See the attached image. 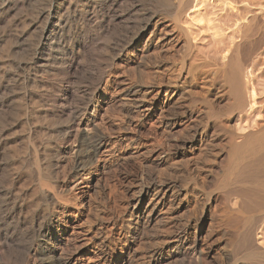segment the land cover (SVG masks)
I'll return each instance as SVG.
<instances>
[{"label":"bare ground","instance_id":"obj_1","mask_svg":"<svg viewBox=\"0 0 264 264\" xmlns=\"http://www.w3.org/2000/svg\"><path fill=\"white\" fill-rule=\"evenodd\" d=\"M123 2L124 0H0V18L9 17L14 8L20 5L25 11L19 14L16 24L25 25L29 21L31 27L39 29L38 39L28 46L30 58L19 68L23 75L12 73L9 79V71L0 69V98L11 91L15 97L19 94L25 104L29 103L33 99L30 87H34V79L41 77L42 82L48 77L52 78L51 87L55 95L51 99V107L60 114L66 112L70 119L65 129L57 134L58 146L64 145L72 136L76 118L101 85L100 98L110 94L115 84L117 87L113 92L126 101L122 106L127 110L126 113H120L121 120L112 131L103 127L93 129L91 134L79 135L74 162L69 171L59 169V156L55 154L57 161L48 165L55 168L50 169L51 172H56L55 181L42 176L37 178L30 190H17L15 183L18 178H11V183H8L9 186L1 193L0 198V246L16 237L24 228L35 238V244L25 248L26 259L21 264H28L29 261L33 264H170L180 255L181 249L177 243L185 232L178 228V224L173 222L174 217L169 214L172 202L182 192L185 193L184 197L196 195L201 165L210 156L224 153L222 146L225 144L228 163L224 167L222 184H227L230 188L222 196H212L206 200L194 251L200 264H204L201 246H208L212 233L209 231L204 236V226L210 221L213 205L220 202L222 205L219 211L224 219L223 224L234 233L228 240L233 259L223 264H240V260H244L241 264L245 261L264 264V250L255 239L256 231L264 222V132L258 133L251 128L247 133L238 134L226 129L222 120L225 114L241 113L247 106L250 92L246 71L256 50L253 52L250 42V47L238 45L223 74L224 88L220 86L214 92L206 91L208 96L205 98L196 100L194 91L198 88L196 84L199 79L203 84L199 89L207 88L206 73L200 71V65L186 68V76L181 75L178 87L170 91L162 106L168 114L167 120L162 122L163 131L170 138L179 137L171 145L172 149L167 150L164 145H156V141L149 135L152 127L149 118L154 106L148 98L156 89L150 70L138 75H125L122 80L114 83L112 78L116 70L111 68L104 74V79L101 77L96 80L90 92L88 90L78 95L72 89L79 44H71V36L88 38L109 30L113 22L121 17L115 13ZM197 2L198 0H180L175 3L172 0H157L155 5L161 11L169 8L177 10V14L178 10L196 7ZM151 10L142 9L138 14L134 12L136 32L133 35L130 33L129 40L121 47V60L132 63V57L136 56L142 61L152 51L158 54L171 46L178 18ZM255 21L256 16L253 15L242 28V41L247 46ZM157 36L159 45H155L158 47L154 51L152 42ZM184 68L182 66L183 70ZM73 100L78 101L81 107L69 109ZM96 112L97 110L94 113ZM55 145L50 148L57 150L58 146ZM125 147L135 150L134 155H124ZM32 151L33 156L29 161L37 172L42 168V162L35 148L32 147ZM107 155L111 157L108 156L110 158L107 159ZM136 162L140 165V171L133 174L137 183L138 200L129 215L131 241L117 253L114 228L122 219V213L110 207L109 203L131 175L128 177L126 174L110 182L106 174L108 169ZM16 166L12 169L20 172V167ZM92 167H95L94 174L91 172ZM88 175H91V189H98L100 198V194L106 191L110 196L105 201L99 199L94 209H91L93 229L83 234L78 231V221L82 214L76 208L77 203H81V194L84 192H75L73 187L68 189V186L78 179L85 182ZM59 178L64 180L58 181ZM66 191L69 193L66 194ZM28 193L32 200L29 215L25 216L23 198ZM232 202L237 204V208L230 207ZM127 209L129 206L125 207L124 214ZM152 225L157 226L158 237L161 238L159 245L137 254L132 249L133 243L140 238L145 228ZM211 244L212 242L208 246L210 251L207 258L217 255L226 259L230 254L221 248L211 249ZM92 248L98 251L95 258L89 256Z\"/></svg>","mask_w":264,"mask_h":264},{"label":"rangeland","instance_id":"obj_2","mask_svg":"<svg viewBox=\"0 0 264 264\" xmlns=\"http://www.w3.org/2000/svg\"><path fill=\"white\" fill-rule=\"evenodd\" d=\"M156 1L124 0L122 6L117 8L115 13L118 16L121 15V17L113 22L112 28L110 27L109 30L94 37L86 38V36H83L78 38L74 35L71 36V44H79L77 48V68L75 67V70H73L72 89L78 95L88 90L90 92V89L96 84V80L101 77L104 79V76H106L104 74L108 73L111 68L116 70V74L112 78L114 83L122 80L125 75H138L150 70L153 77L152 83H154L156 89L148 98L154 106L149 118L152 125L149 135L156 141V145H164L163 147L169 150L172 149L171 145L179 137L170 138L163 131L162 122L167 120L168 114L163 110L162 106L166 103L170 91L178 87V80L181 75L186 76V68L191 65H200L202 67L200 71L206 73L207 82L205 84L208 90L205 88H203L204 90L199 89L203 85L200 81L201 79H199L196 84L198 88H195L194 91L196 100L197 98H205L208 96L209 91L214 92L215 88L217 89L220 86L224 88L223 74L235 53L236 47L242 45L246 48L252 44L253 52L256 51L251 56L246 71L248 91L250 92L247 98V106L241 113L225 114L222 120L226 129L238 134L247 133L251 128L257 130L258 133L264 132V0H198L196 7L178 10L177 14L175 13L177 10L173 11L172 8L164 9L163 11L156 8ZM172 1L174 3L175 1L180 2V0ZM142 9H152L151 11L155 13L170 14L171 18L177 17L178 26L172 37L174 40H172L171 46L164 48L166 51L157 54L155 51L156 47H158L155 45H159V37L157 36L152 42L155 52L152 51L142 61L136 56L132 57V60H134L132 63L123 61L121 60V47L130 38V33L133 35L136 32L135 16ZM24 11V8L19 5L14 8L9 17L0 18V69L4 68L2 70L9 71V79L14 73L23 75L19 72L21 70L19 68H22V65L30 58L28 46L31 43L33 44L39 37V29L36 26L31 27L29 21L25 25L16 24L17 17ZM134 12L136 13L135 15ZM171 13L174 14L171 15ZM129 14H133L132 18L129 17ZM253 15L256 16V21L253 25L254 27L252 26L251 33H249V45L247 46L245 41L244 43L242 41L241 32L243 25ZM22 30H25V33ZM182 66L185 67L184 70ZM40 78H35V82L32 83L34 87H30L32 88L33 98L31 102H26L25 104V100L22 101L23 99L19 94H15V97L11 91L8 93L9 95L6 94L4 96L5 98H0V198L2 197L1 193L9 186L8 183L13 177L18 178L15 183L17 190L19 188H24L23 190L33 188L37 178L42 176L55 181L56 172H53L54 170L51 172L50 170L54 167L48 166L50 164L53 165L57 161L55 154L59 156V169L62 170L63 168V170L69 171L74 162L79 135L83 133L91 134L93 129L103 127L112 131L121 120L120 113L127 112L122 106L126 101H124L122 96L113 92L117 86L114 84L112 87L113 91L100 98L103 87L101 85L76 118L72 136L64 145L58 146L59 142L56 141L58 135L69 124L70 119L66 112V114H60L51 107V99L55 95L54 89L51 87L52 78L46 77L47 79L42 82H40ZM77 107H81L78 101L73 100L70 102L69 109L73 110ZM53 110L54 112H52ZM95 110H97L96 113H94ZM123 126L125 125L123 124ZM239 141L241 142L242 140ZM54 145L58 146L57 150L50 148L51 146L54 147ZM32 147L35 148L39 160L42 162L40 163L41 167L44 168H40L37 172L31 165V161H29L33 156ZM222 148L224 153L210 156L208 161L201 165L202 169L199 170L198 174V191L196 195L184 197L185 193L182 192L172 202L169 214L174 217L173 222L178 224V228L185 230V232L179 243H177L181 249L180 255L171 261L170 264L201 263L194 248L199 238L203 217L202 211L207 205L206 200L208 197L222 196L230 188L229 185L222 184L224 167L228 163L226 145L224 144ZM123 153L126 156H130L134 155L135 150L125 147ZM108 156L111 157V155H107V159L110 158ZM14 166H19L21 171L15 170L17 171L15 172L12 169ZM138 168L140 169L138 162L126 165L123 163L120 168H113L115 170L108 169L106 174L110 182L123 175L127 174L128 177L131 175L125 185L117 190L116 195L114 194L113 199L109 203L110 207L122 213V219L114 228L117 253H119L121 248L128 246L131 241L128 221L132 211L131 208L138 200L136 196L137 183L133 179V174L139 170ZM91 172L94 174L95 167L91 168ZM16 173L20 175H16ZM90 176H87L85 182H81V179H78L68 186V189L73 187L75 192H84V194H81L80 202L82 204L77 203L78 206L76 208V211L82 214L78 221V231L83 234H87L93 229L94 218L91 209H94L99 199L105 201L110 196L109 192L106 191L104 194H100V196L102 195L100 198L97 194L98 189L96 191L91 189ZM63 180L64 178H59L58 181ZM31 197V194L28 193L23 198L25 200L23 212L25 216L29 215ZM221 205L220 202L213 205V212L210 213V221L204 226L203 235H207L209 231L212 232L208 246L212 242L211 249L221 248L227 254H230L227 255L226 259H222L217 255L213 258H207L210 250L204 244L201 246L204 251V264H223L233 259L231 250H229L228 240L234 233L230 227L223 224L222 220L224 219L219 211ZM229 205L233 209L237 208V204L233 202ZM127 206H129V209L124 214L123 211ZM20 217H22L21 214ZM145 229L132 246V249L136 250L137 254L156 247L161 241V238L158 237L156 225ZM153 233L156 235H153ZM256 234V243L264 250V222L259 226ZM34 244L35 238L23 228V231L19 232L16 237L9 239L0 246V264H21V261L26 259L25 248ZM90 250H92V253L89 256L95 258V253L98 252L97 249L92 248ZM243 261L240 260V264ZM245 263L252 264L251 261H245ZM28 264L33 263L29 261Z\"/></svg>","mask_w":264,"mask_h":264}]
</instances>
